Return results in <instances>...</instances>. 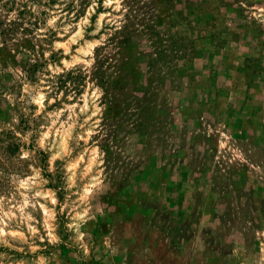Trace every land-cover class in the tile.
<instances>
[{
	"label": "rangeland",
	"instance_id": "obj_1",
	"mask_svg": "<svg viewBox=\"0 0 264 264\" xmlns=\"http://www.w3.org/2000/svg\"><path fill=\"white\" fill-rule=\"evenodd\" d=\"M0 264H264V0H0Z\"/></svg>",
	"mask_w": 264,
	"mask_h": 264
},
{
	"label": "trees",
	"instance_id": "obj_2",
	"mask_svg": "<svg viewBox=\"0 0 264 264\" xmlns=\"http://www.w3.org/2000/svg\"><path fill=\"white\" fill-rule=\"evenodd\" d=\"M126 30L127 29H124L125 32ZM102 66H103V61L98 59L93 71V76L94 78H96L98 84L103 88V91L105 92L107 97L106 102L113 105H116L118 102L120 103L119 107H120V112L122 113L121 119H123V117H127L128 115H134L130 113L128 114L127 112L128 106L130 105V101H133V103L136 104L135 111H138V113L141 114L145 105L141 106L140 96L139 98H136L134 94L131 92L132 90H130L126 85H124L123 87H121L120 90H118L115 86V81H114V77L112 76V73L108 71L110 63H108L107 66L104 68ZM125 71H127L126 68L124 70L120 69L117 76L118 77H122L123 75L126 76L125 74H123ZM68 75L72 77L71 72H68ZM76 77H78V75H76ZM138 113H136L135 115H137L139 119L140 114ZM121 124L122 121L120 125ZM138 125H140V123Z\"/></svg>",
	"mask_w": 264,
	"mask_h": 264
}]
</instances>
